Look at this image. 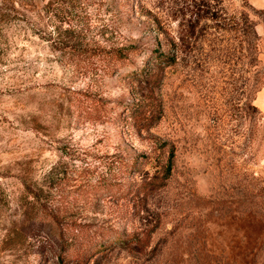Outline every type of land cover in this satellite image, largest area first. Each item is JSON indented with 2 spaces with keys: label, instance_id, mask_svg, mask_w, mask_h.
Returning <instances> with one entry per match:
<instances>
[{
  "label": "rangeland",
  "instance_id": "rangeland-1",
  "mask_svg": "<svg viewBox=\"0 0 264 264\" xmlns=\"http://www.w3.org/2000/svg\"><path fill=\"white\" fill-rule=\"evenodd\" d=\"M0 264H264V0H0Z\"/></svg>",
  "mask_w": 264,
  "mask_h": 264
},
{
  "label": "trees",
  "instance_id": "trees-1",
  "mask_svg": "<svg viewBox=\"0 0 264 264\" xmlns=\"http://www.w3.org/2000/svg\"><path fill=\"white\" fill-rule=\"evenodd\" d=\"M118 54H122V53H118ZM173 155H174V149L171 147L169 150V156H168L167 163L165 164V167H164V173L165 174H169V172H170Z\"/></svg>",
  "mask_w": 264,
  "mask_h": 264
}]
</instances>
